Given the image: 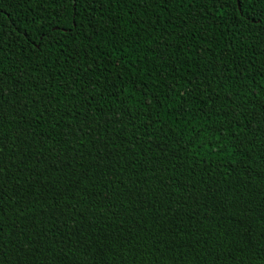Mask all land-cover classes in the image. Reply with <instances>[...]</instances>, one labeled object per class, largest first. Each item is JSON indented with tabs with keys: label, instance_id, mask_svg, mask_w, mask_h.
<instances>
[{
	"label": "trees",
	"instance_id": "obj_1",
	"mask_svg": "<svg viewBox=\"0 0 264 264\" xmlns=\"http://www.w3.org/2000/svg\"><path fill=\"white\" fill-rule=\"evenodd\" d=\"M0 264H264V0H0Z\"/></svg>",
	"mask_w": 264,
	"mask_h": 264
},
{
	"label": "snow or ice",
	"instance_id": "obj_2",
	"mask_svg": "<svg viewBox=\"0 0 264 264\" xmlns=\"http://www.w3.org/2000/svg\"><path fill=\"white\" fill-rule=\"evenodd\" d=\"M240 2L242 3V0H240Z\"/></svg>",
	"mask_w": 264,
	"mask_h": 264
}]
</instances>
